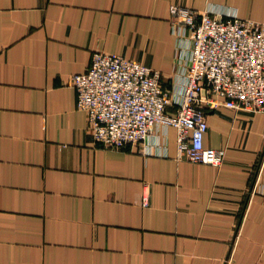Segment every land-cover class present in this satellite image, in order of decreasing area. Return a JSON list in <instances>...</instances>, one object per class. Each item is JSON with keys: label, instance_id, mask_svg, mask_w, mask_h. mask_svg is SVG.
<instances>
[{"label": "crops", "instance_id": "crops-1", "mask_svg": "<svg viewBox=\"0 0 264 264\" xmlns=\"http://www.w3.org/2000/svg\"><path fill=\"white\" fill-rule=\"evenodd\" d=\"M172 5L264 24V0H0V264H264V113L206 110L216 168L177 159L173 128L103 148L77 109L93 51L185 80Z\"/></svg>", "mask_w": 264, "mask_h": 264}, {"label": "built area", "instance_id": "built-area-1", "mask_svg": "<svg viewBox=\"0 0 264 264\" xmlns=\"http://www.w3.org/2000/svg\"><path fill=\"white\" fill-rule=\"evenodd\" d=\"M171 29L187 33L190 64L184 81L166 87L161 74L115 53L93 51L89 67L73 75L77 109L97 144L125 150L159 127L176 131L177 159L220 167L224 151L206 148V110L223 106L264 113V24L236 13L170 7ZM264 139V130L261 134ZM264 170V154L251 189ZM141 205L147 206V198Z\"/></svg>", "mask_w": 264, "mask_h": 264}]
</instances>
